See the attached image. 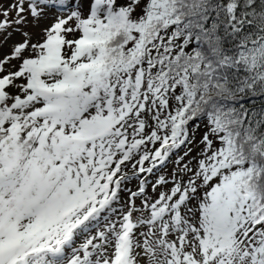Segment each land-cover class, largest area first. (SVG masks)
<instances>
[{
    "label": "snow or ice",
    "instance_id": "1",
    "mask_svg": "<svg viewBox=\"0 0 264 264\" xmlns=\"http://www.w3.org/2000/svg\"><path fill=\"white\" fill-rule=\"evenodd\" d=\"M0 264H264V0H0Z\"/></svg>",
    "mask_w": 264,
    "mask_h": 264
}]
</instances>
